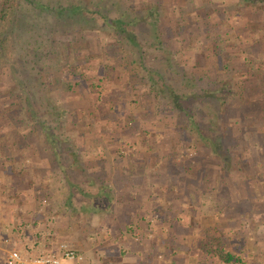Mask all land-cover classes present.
<instances>
[{"label": "trees", "instance_id": "1", "mask_svg": "<svg viewBox=\"0 0 264 264\" xmlns=\"http://www.w3.org/2000/svg\"><path fill=\"white\" fill-rule=\"evenodd\" d=\"M22 1L31 8L46 10L65 26H71L69 23H74V16L84 9L82 5H65L64 0L51 6L39 0H0V68L6 61V44L15 31ZM154 2H158L156 6ZM229 2H233L234 12L212 7V14L206 13L197 19L184 17L179 12L181 2L177 0H140L139 8L127 5L125 10L120 4L114 16H103L104 25L110 29L109 42L103 49L106 59L99 58L89 66L83 57L90 50H75L72 41L49 38L50 50L45 51L44 56L54 54L63 65L68 78L65 90L75 92L80 86L86 91L84 106L65 98L59 102L66 78H60L36 60L31 63L32 69L28 68V60L23 62L27 67L25 78L32 80L29 90H25L21 76L12 69L14 63H10L9 76L15 85L11 99L17 100L23 114L21 122L30 124V128L21 132L13 127L10 116L5 113L7 108L0 106V164L4 166L0 176L5 180L0 183V191L3 193L9 187L10 199L18 200L19 209L33 210L34 207L22 200L29 192V183L31 190L35 188L40 193L44 190L51 193L58 188L53 186V180L43 182L39 173L26 182L31 166L23 163L19 167L16 162L20 155L27 153L34 163L51 157L68 188L70 185L80 196L91 195L88 189L71 183L67 173L73 166L81 169L86 161L97 164L106 157L105 146L99 144L92 149L93 144L99 142L91 136L93 133L85 153L94 151L102 155L95 153L84 160L81 149L76 150L75 140L66 131L69 125L76 127L78 120H83L87 126L100 127L94 135L114 140V148L126 138L136 142L138 149L134 155L140 158L147 154L146 136L154 133L168 148L164 153L166 158H175L180 151L193 148L198 153L194 158L198 163L191 174L201 178V186L211 193L232 194V205L246 209L234 214L245 232L250 226L253 228L252 224L255 227L263 224L264 212L257 211L264 208L261 188L264 181V26L254 29L244 19L255 18L264 25V0ZM212 4L208 2L203 9L208 10ZM133 11L139 14L133 15ZM214 13L224 15L222 23L231 24L224 34L214 29L219 19ZM233 17H237L238 22L233 21ZM141 32L144 35H140ZM228 34H235L237 41H228ZM23 51L29 56L34 54L29 48ZM196 58H200L199 63ZM70 77L76 80L70 82ZM106 88L110 92H105ZM54 90L57 93L52 94ZM101 91L105 93L102 95ZM150 99L154 100L151 108ZM35 103H38L37 108L33 107ZM139 110L149 119H138ZM145 110L155 111L147 113ZM146 121L153 125L145 126ZM79 134L82 138L84 133ZM71 157L72 162H67ZM103 187L109 186L103 184L101 189ZM100 191L99 188L96 197L100 196ZM105 198L109 200V196ZM67 200L70 208L74 202L70 197ZM97 209L92 207V215L100 212ZM69 216L74 220L80 218L79 214ZM244 218L249 220L250 226L243 224ZM219 238L204 237L194 244L199 253L197 264L209 258H217L225 264L241 262ZM262 243L259 239L258 244Z\"/></svg>", "mask_w": 264, "mask_h": 264}, {"label": "rangeland", "instance_id": "2", "mask_svg": "<svg viewBox=\"0 0 264 264\" xmlns=\"http://www.w3.org/2000/svg\"><path fill=\"white\" fill-rule=\"evenodd\" d=\"M43 3H49L50 6L55 5L59 3L60 0H39ZM67 1V2H66ZM134 4L132 3V0H64L65 5L68 4H75L79 6H83V11L76 16H74L75 21L74 23H69L71 26H65L59 21H55L53 18V15L51 13H48L46 10H38L31 8V5L25 4V2L22 1L21 5V12H19V19L16 22V28L14 33L11 34L9 41L6 44V61L2 63V68H0V106L2 105L3 109H6L5 113L7 114V117L10 116V122L12 123L13 127H16L19 131L24 132V129L29 130L30 124L25 125L21 122L23 119V114L20 105L17 103V100L11 99L13 96V90H14V82L11 81V73L9 69V64L14 63L12 69L16 70V73L21 76V81L23 86L25 87V90H29L28 87L32 85V80L29 78H25L27 75V67L26 64L23 65V62L25 60H28V68L32 69V62L36 60L38 64L43 65L46 69L53 70L57 75L60 76V78H66L63 80V88L64 90L61 92V97L59 99V102H62V99L65 98L66 100L73 101L74 104H82L81 106H84L86 104V100L84 98V94L86 95V91L83 90L82 87H78L75 92L65 90L66 83L68 81L66 70L62 68V64L59 62V60L56 58V56L53 54L50 57L46 58L44 56V52L47 50H50V44H49V38H55L57 41L62 40L63 42H71L75 50H90V53L86 52V56L83 57V59L87 62L88 66L91 64V62L101 58L103 60L106 59L104 47L109 42V28L104 25V15L114 16L118 11V7L121 4V8L125 10V7L129 5L133 9H136L135 7L139 8V2L140 0H134ZM149 2H153L156 0H148ZM159 1V0H157ZM181 2L179 6V12L184 17L194 18L197 19L198 16L204 17L206 13H211L213 11L212 7H222L224 11L228 12H234L233 2H229L230 0H177ZM57 2V3H56ZM208 2H212V6L208 10H204L205 4ZM228 2V3H227ZM158 2H154L153 4L157 5ZM155 5V6H156ZM60 5H58L59 8ZM109 7V8H108ZM135 13L133 11L132 13ZM200 14V15H199ZM212 14V13H211ZM216 14V13H214ZM218 18V25L215 24L214 29H219L220 32L224 34L227 28L231 26L230 22H223L224 15H217ZM223 18V19H222ZM250 25L254 27H261V22L254 21L251 22ZM56 31V33H54ZM140 35H144L143 32L140 33ZM225 37V35H223ZM73 39V40H72ZM228 41H237L236 37L228 38ZM246 43L245 41H242V44ZM25 48H29L34 54V56L26 55L27 53H23ZM98 48V51L95 49ZM89 52V51H88ZM99 52V54H97ZM105 54H104V53ZM196 62H200V58H196ZM95 63V62H94ZM93 63V64H94ZM38 67H41V66ZM11 69V71H12ZM81 70V68H79ZM33 71V70H32ZM41 71L44 74L43 68ZM10 75V76H9ZM71 81L73 82L76 80V77L72 78L70 77ZM35 82V81H34ZM62 84V83H61ZM15 91V90H14ZM105 92H110L109 88H106ZM105 92L101 91V94L103 95ZM57 93L56 90L52 91V94ZM97 93H95L96 97ZM98 102V100H96ZM154 100H149L150 108L154 107ZM34 108L38 107V103H35L33 105ZM80 107V106H79ZM76 107V108H79ZM147 113H153L155 110H145ZM142 112V113H141ZM143 110H139L137 112V115H139L140 120L145 121V119H149L148 116L143 115ZM3 117H6L5 114H2ZM151 116V115H149ZM78 118L75 116V120ZM122 120V119H120ZM145 126L149 127L153 124H149V121H146L144 123ZM28 126V127H27ZM24 127V128H23ZM27 127V128H25ZM98 126L92 127L87 126L84 124L83 120H78L77 126H68V129L66 132H68V136L73 138L77 145V151L81 149V153L84 157V160H88L92 154L100 153V152H91L85 153L87 151V148L90 147L88 145L89 141L92 139L91 136L96 137V141H99L92 147L94 149L96 146H105L104 153L106 152V156H117V157H125L129 158V156L134 155L137 150V143L134 141H131L130 139H125L123 144H117L115 148L112 147L114 145V140H109L107 138H101V136L98 138L97 135H94V133L97 132ZM80 129L79 131H77ZM79 132H83V137L81 138L82 134H79ZM79 134V138L77 136ZM8 137V136H7ZM91 138V139H89ZM147 138V147L150 148V152L152 154V158L148 159L147 161L143 160V163H140L142 165L141 167L145 170L140 171V175L138 177L139 182L143 183V180H145L144 185H147V181L153 182L155 178L158 180L162 175L155 176L156 172H160L161 170L164 171L165 169H168L172 172H179L181 170H191L194 164V158L197 157L196 150L193 148H186V150L180 151L176 156V158H166L167 156L164 155V153L168 150L167 146L164 144H161V137L154 134H149L146 136ZM85 139V140H84ZM93 140V139H92ZM106 140V141H105ZM246 142V141H245ZM92 146V144H91ZM79 148V149H78ZM146 148V147H145ZM246 154H248V147L246 146ZM102 151V152H103ZM168 152V151H167ZM99 155H102L100 153ZM249 155V154H248ZM247 155V156H248ZM3 156V154L1 155ZM246 156V157H247ZM162 157H165L166 159L164 161L173 162L174 160L176 162H173V164L167 165V168L159 167V162L163 159ZM91 160V159H90ZM20 161V162H18ZM18 161L16 162L18 166L22 165L24 163L25 166H31L29 170V175L25 176V180L30 179L33 180V176L37 175V171L39 172V176L43 179V182H48L53 180L54 184L53 186H57L58 188L55 189L53 192L51 190H45L43 193L37 194V191L30 189V183L28 186L29 192L26 193L30 199L35 202L34 209L37 210V212H41L43 219L40 221V225L37 227L39 234V239L35 238V240H29V244H31V247L36 251H46L50 250L52 247L55 248L58 243L60 242H66L71 247H73L75 250L80 252L84 256V260L81 264H135L132 263L129 259V248L122 245L120 242L118 245H109L110 240L112 239V236L115 233V226L106 225L108 222H111V219L108 218V220H103V216L106 215V212L108 213L109 208L106 203L104 202V198L102 196L96 197L95 195L99 192V188L102 187L104 184L101 177H98L100 175L97 174L96 170L98 171H104L106 168V165H103V163H97L96 162H90L86 161V164H82L83 168H79L77 166H73L67 173L68 176L71 178V183L78 184L80 188L88 189L91 192V195L88 196H80V193H74L72 188L69 185V188L66 185L65 177L58 172V168H56L52 158H44L40 162H33L28 156L27 153H24L20 155L18 158ZM66 161V160H65ZM67 162H72V157L67 160ZM216 162H219V160H216ZM129 163V162H126ZM2 164V163H1ZM0 164V170L3 169L4 166ZM158 165V166H157ZM98 166V167H97ZM10 170V167H8ZM19 169V168H18ZM148 169V170H147ZM155 170V171H154ZM86 171V172H83ZM144 172H150L148 177L144 175ZM94 175V176H93ZM54 178V179H52ZM232 178V177H229ZM5 180L2 176H0V183H4ZM27 182V181H26ZM52 182V181H51ZM66 182V183H65ZM154 183V182H153ZM27 184V183H26ZM65 184V185H64ZM153 185V184H152ZM61 187L62 189H60ZM76 190V189H75ZM83 190V189H82ZM78 192V191H76ZM47 196L45 197V195ZM90 194V193H89ZM41 195V196H40ZM72 199V202L76 205V210H71L72 207L67 206V199ZM230 195L226 196L225 198H229ZM2 198V197H1ZM205 202L199 201L202 205L201 209H203V212L206 214L212 213L213 210L216 208V206H219L223 201L221 202L219 199L213 200L212 202H208V200L204 199ZM108 201V200H106ZM232 201V200H231ZM3 201H0L2 204ZM221 202V203H220ZM0 204V205H1ZM83 204V205H82ZM242 207L246 205H241ZM92 207H97L98 209H101V211L95 215H92L91 209ZM104 207V208H103ZM8 209V208H5ZM69 209V210H68ZM97 209V210H98ZM105 209V210H102ZM261 209V208H260ZM232 210L234 213L240 211V210H246L244 208L239 209L232 207ZM9 211V210H8ZM79 214L80 218H76V225H74L73 228H68L66 226L58 227L56 228V222L60 221L62 224L65 225V222L68 220L67 216ZM219 212L216 213L218 215ZM51 216L56 217L55 220H53L52 224L49 223V218ZM225 216H222V219H219L218 221H222L224 224L222 225L221 230L226 231V223L227 218ZM152 218V217H150ZM34 219V218H33ZM63 220V221H61ZM217 221V222H218ZM34 222V221H32ZM29 223V222H28ZM25 223V224H28ZM37 224V222H36ZM250 224V223H249ZM114 225V224H112ZM259 225V224H258ZM255 224L249 227V230L246 232L244 231V228L240 227V233L236 235V238L232 240L231 238L226 236L225 232H220L217 228L213 226H209L206 229L208 232H206V236L210 237L211 239L215 236H219V240L221 243L228 245V249L232 250L239 258H241V262L231 263V264H264V243L262 245L258 244V240L261 239L264 242V233H262V237L259 236V227ZM53 227V231H51ZM113 228V229H112ZM261 229V228H260ZM57 230V231H55ZM264 230V229H263ZM50 232L51 234L46 236L45 233ZM40 233L42 235H40ZM44 234V235H43ZM62 235V236H61ZM259 236V237H258ZM29 238V237H28ZM252 238H256V241L253 242ZM134 243H130L131 245L136 244V240L133 239ZM76 244V245H75ZM160 244V243H159ZM73 245V246H72ZM115 246L114 249L108 250L110 247ZM130 246V245H129ZM52 248V249H53ZM78 248V249H77ZM239 248V249H238ZM165 259V258H164ZM169 264H179L181 262V259L176 257V259H173L171 256L168 258ZM179 262V263H178ZM70 264V263H69ZM200 264H225L222 263L221 260L217 258H209L205 260L203 263Z\"/></svg>", "mask_w": 264, "mask_h": 264}, {"label": "crops", "instance_id": "3", "mask_svg": "<svg viewBox=\"0 0 264 264\" xmlns=\"http://www.w3.org/2000/svg\"><path fill=\"white\" fill-rule=\"evenodd\" d=\"M232 20L238 22L237 17H233ZM244 20L250 23L258 21V19L249 17ZM250 26L254 29H262L261 27ZM232 37L235 38V34L226 35L227 40ZM145 147L144 149L147 152L145 158H140L137 155H131L126 159L125 157L110 155L102 159L99 158V162L106 165V168L104 171H97L95 175H100L98 177L104 179V184L109 186L100 188V196L105 199L102 203L111 205L108 206L110 207L109 211L103 216V220L107 221L110 218L111 222L106 225L111 227L116 225L114 227L115 233L111 235L112 239L109 245L117 246L120 242L125 247H130L129 259L135 264H169L168 258L170 256L173 259H176V257L180 258L181 262H178L179 264H197L199 253L194 244L200 238L207 237L206 232L208 230L206 228L209 226H213L221 232L224 223L218 220L222 219V216L227 218L226 231L222 232H225L227 237L234 240L236 238L235 234L238 236V233H240V226L237 224L235 213L232 210V194L230 195L229 192H226V196L230 195V197L225 198V194L211 193L209 189L201 186V178L192 175L191 170L187 169L178 173L168 169L161 170L155 173V176L158 174L162 175L160 179L157 180L155 178L154 183L151 181V185L149 181H147V185H144L145 180H143V183L138 180L140 171L146 169H143L140 163H143L144 159V161L148 162V159L152 158L150 148ZM175 157L177 158L178 155ZM169 161L161 160L159 167L164 169L168 167L167 165L176 162L175 160L173 162ZM193 162L192 167L198 163L196 160ZM38 171L36 173H39ZM149 173L144 172V175L148 177ZM261 188L264 193V181ZM4 190L3 193L0 191V201H3L2 204L0 203V264L4 263L5 250L10 246L11 240H14L13 244L18 243L17 247L21 246L19 238L6 234V229L9 228L13 232L21 225H25V223L37 222L34 229L28 231L29 240L33 241L35 238L39 239L37 227L38 223L43 219L41 212H37L36 209L26 210L25 207L19 209L16 206L18 200L10 199L9 187ZM33 190L35 191V188ZM37 194H39V191H37ZM105 195L109 196L108 201H106ZM204 199L208 200V202L219 199L223 203L220 202L221 204L216 206L212 213L206 214L201 209L202 205L199 202H205ZM22 200L30 206L36 205L35 202H32L33 198L31 200L26 194H24ZM68 202L69 200H67ZM71 207L72 211L76 210L75 203ZM99 210L101 211V209ZM263 210L264 208H261L257 212L263 214ZM217 212H219L218 215H216ZM67 217L68 220L65 225L57 221L55 227L66 226L73 228L77 221L72 216ZM243 224L250 226L247 218H244ZM252 225L254 226V224ZM263 229L264 223L258 229L260 237L263 236ZM51 231H53V227ZM40 235L42 234L40 233ZM6 238H9V243ZM133 239L137 242L131 245L134 243L132 242L134 241ZM252 241L255 242L256 238H252ZM23 243L27 248L28 242L25 241ZM114 248L115 246L110 247L108 250ZM70 264H73V262Z\"/></svg>", "mask_w": 264, "mask_h": 264}, {"label": "built area", "instance_id": "4", "mask_svg": "<svg viewBox=\"0 0 264 264\" xmlns=\"http://www.w3.org/2000/svg\"><path fill=\"white\" fill-rule=\"evenodd\" d=\"M56 217L51 216L48 220L52 224ZM36 222H30L25 225H21L17 230L11 231L6 229V234L12 237L19 238L20 247L17 244H13L14 240L10 241V246L6 248L4 254L3 264H81L84 260V256L71 247L66 242H60L53 249L46 251H36L29 244L28 231H32L36 226ZM40 222L38 223V226ZM46 234L50 235V232ZM9 243V238H6ZM6 241V242H7ZM28 242L27 248L23 242ZM26 245V244H25Z\"/></svg>", "mask_w": 264, "mask_h": 264}]
</instances>
